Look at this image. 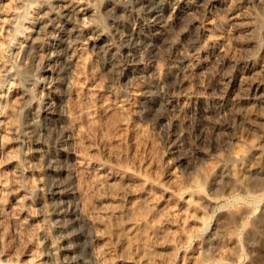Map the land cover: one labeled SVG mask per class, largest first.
Masks as SVG:
<instances>
[{
  "label": "rangeland",
  "instance_id": "1",
  "mask_svg": "<svg viewBox=\"0 0 264 264\" xmlns=\"http://www.w3.org/2000/svg\"><path fill=\"white\" fill-rule=\"evenodd\" d=\"M143 1L0 0V264H264V0Z\"/></svg>",
  "mask_w": 264,
  "mask_h": 264
},
{
  "label": "bare ground",
  "instance_id": "2",
  "mask_svg": "<svg viewBox=\"0 0 264 264\" xmlns=\"http://www.w3.org/2000/svg\"><path fill=\"white\" fill-rule=\"evenodd\" d=\"M242 0H232V6L228 9V11H227V17H228V19H230V20H232V19H234V18H236L237 16H238V5H239V3L241 2ZM161 2V1H160ZM182 2H183V0H163V2H161V3H163L162 5H163V7L160 5L161 3H156V1H155V4L153 5V3H149L148 4V2H145V1H143V2H141V6H143V8L150 14V16L152 17V19H151V21H150V24L147 26L149 29H154V28H156L157 26H159L160 25V23L161 22H164L165 23V21H164V19L166 20V18L168 19L171 15H169V16H165V14H166V12H169L170 11V14H172L174 11H177V10H179L182 6H181V4H182ZM32 3H33V1H32ZM32 3H30V4H32ZM35 3V2H34ZM33 3V4H34ZM139 3V2H138ZM29 4V5H30ZM32 6V5H31ZM28 7H30V6H28ZM75 9V7L73 6V4H67L66 5V7H65V11H67V12H71V11H73ZM165 9H166V11H165ZM165 11V13H164V16H163V12ZM167 21V20H166ZM164 25V24H163ZM165 26V25H164ZM162 27V26H161ZM133 59V58H132ZM188 61L189 62H192V59L191 58H188ZM117 110L118 111H120V112H123V110H124V103H123V100H121V101H119L118 103H117ZM125 172V171H124ZM124 172H123V175H124ZM122 173V172H121ZM120 172H116V173H114V174H112V179H116V178H118L119 176H120V174H121ZM107 181L108 182H106V184L107 185H110L111 183L109 182V179H107ZM130 189V188H129ZM132 189V188H131ZM130 189V190H131ZM152 201V200H151ZM182 205H180V207L181 208H183V209H181V210H183V214L185 215V218H186V216L188 217V214L189 213H191V211L193 212V211H195V204H194V202L192 201V200H190L189 198L188 199H184L183 198V200H181V201H179ZM150 202H137L136 203V201L134 202V204L132 205V208H134L135 210H138V209H140L139 211H141V207L143 208V207H145V206H147L148 204H149ZM177 204H179V203H177ZM112 209V211H114L115 212V210L117 209V208H115V207H112L111 208ZM130 209H131V207H130ZM138 212V211H137ZM192 214V213H191ZM190 214V215H191ZM141 216V215H140ZM181 216V215H180ZM139 217V216H138ZM184 217V216H183ZM183 217H181L180 219L182 220L183 219V221H186ZM142 218V217H141ZM141 218L139 217L138 219H140L141 220ZM179 218V217H178ZM138 219H135L137 222H139L138 221ZM142 221V220H141ZM135 221H133V223H134ZM132 222H131V225L133 224ZM130 225V226H131ZM134 225H136V228H137V225H138V223L137 224H135L134 223ZM133 225V226H134ZM131 228H132V226H131ZM135 228V229H136ZM130 229V228H129ZM135 229H133V230H135ZM132 229H131V233H134V231H133ZM135 232H136V230H135ZM136 233H134V235H135ZM124 239V238H123ZM122 239V240H123ZM101 253V247L99 246L98 247V255ZM261 261V260H260ZM259 261V262H260ZM263 261H261V263H262ZM261 263H259V264H261ZM98 264H102V263H98Z\"/></svg>",
  "mask_w": 264,
  "mask_h": 264
}]
</instances>
